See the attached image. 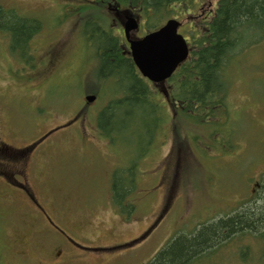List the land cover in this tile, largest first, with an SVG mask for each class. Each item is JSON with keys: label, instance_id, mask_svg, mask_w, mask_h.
<instances>
[{"label": "rangeland", "instance_id": "rangeland-1", "mask_svg": "<svg viewBox=\"0 0 264 264\" xmlns=\"http://www.w3.org/2000/svg\"><path fill=\"white\" fill-rule=\"evenodd\" d=\"M84 1L0 0L1 7L18 13L17 20L42 24L28 43L34 66L37 68L41 55L47 62L53 52L58 62L56 70L45 66L25 82L22 78L32 71L19 61L23 50L14 45L11 30L0 29V140L12 135L15 146L28 147L77 117L32 155L26 188L47 209L51 201L62 198L65 205L57 213V224L77 229V240L86 245H121L156 224L152 234L131 247L133 250L118 246L108 253L102 247L88 246L86 258L73 264H148L175 233L192 232L198 224L226 216L248 192L257 191L249 185L252 179L264 176V45L236 56L226 72L230 83L226 109L216 106L220 121L207 126L214 135L181 120L176 100H158L161 124L149 141L151 153L140 158L139 138L147 136L140 117L129 118L127 108L121 107L127 118L117 115L110 123L99 120V113L107 111L108 103L123 90L116 87L113 77L100 75L98 41L80 39V20L75 15L73 21L67 18L66 4L78 8ZM216 2L198 0L191 9L197 19H190L181 7L175 8L172 17L181 19L185 36L190 37L188 29L201 30L203 17ZM48 49L53 50L46 53ZM176 91L172 88V94ZM90 94L97 100L89 105L85 97ZM164 114L169 116V124L162 119ZM178 129L182 151L173 143ZM185 130L192 148L183 135ZM197 134L201 138L195 141ZM157 142L161 145L154 149ZM116 178L118 188H123L118 190L121 204L112 195ZM6 187L0 184V263L49 264L56 244L50 239V229L44 234L45 223L27 198ZM129 204L132 209L125 211ZM167 206L168 215L161 223ZM65 229L59 232L63 241L69 243L70 239L86 249ZM257 239L247 235L202 264H246L257 255ZM244 247L249 250L240 255Z\"/></svg>", "mask_w": 264, "mask_h": 264}, {"label": "trees", "instance_id": "trees-1", "mask_svg": "<svg viewBox=\"0 0 264 264\" xmlns=\"http://www.w3.org/2000/svg\"><path fill=\"white\" fill-rule=\"evenodd\" d=\"M125 1H140L155 5L176 4L189 0ZM17 17H19L18 13L14 10L0 6V29L13 32L14 45L23 50L18 56L19 61L28 64L31 71L37 73L28 43L39 31L41 24L30 19L17 20ZM89 32L94 33L95 30ZM96 41H98V50L101 52L100 54L96 51L100 61V75L107 78L113 77L111 80L117 81L116 87L123 90L108 103L107 111L102 110L99 113V120H102V123L103 121L110 123L117 115L121 118H127L126 115L133 119L140 117V120L145 122L144 130L147 134L145 139L139 138L143 148L141 158L148 154L147 151H151L148 148L149 141H153L154 128L161 124L160 108L151 98V91L147 90L143 81L136 75L132 61L121 53L118 40L103 36L98 37ZM259 44L264 45V0H219L212 18L203 27V33H197L196 48L191 51V57L185 64L187 68L184 69L183 74H186V79L180 83L177 93L179 99L183 97L186 108L183 110L178 107L179 118L182 116L181 120L187 121L194 128H200L199 130H205L209 135H214L207 126L220 121L218 116L221 117V115L216 106L223 105L222 109H226L224 103L225 99H228L230 86L226 72L233 65L236 56ZM121 107L127 108L126 115L122 114ZM162 119L164 121L166 119L167 124L170 123L167 114H164ZM180 132L179 129L174 132L173 143L174 148L182 151L183 148L179 147L177 142L181 139ZM183 135L189 145L186 130ZM196 138L198 140L201 137L197 134L195 141ZM159 145L161 144L158 142L154 143V149ZM192 145L190 143L189 147L192 148ZM117 180L116 178L114 184L116 187L112 195L114 202L121 204L118 190L123 188L120 186L118 188ZM256 183L261 185L257 197L256 193L250 201L243 202L237 209L218 220L198 224L192 232L175 233L148 264H202L209 257L212 258L217 254L222 247L239 243L238 241L247 235L253 238L258 237L259 249L257 255L246 260L245 263L264 264V179ZM128 209L131 210L132 205L129 204L124 210L129 211ZM103 247L106 248V246ZM244 248L240 255L247 254L249 248Z\"/></svg>", "mask_w": 264, "mask_h": 264}, {"label": "flooded vegetation", "instance_id": "flooded-vegetation-1", "mask_svg": "<svg viewBox=\"0 0 264 264\" xmlns=\"http://www.w3.org/2000/svg\"><path fill=\"white\" fill-rule=\"evenodd\" d=\"M54 1V0H52ZM84 1V0H82ZM81 6H73V3H68L65 12L68 14L67 18L73 21L72 15L78 17V21L81 24L78 33L84 40H96L98 37L107 36L111 39L118 40V47L121 53L129 57V44L126 41L125 26L129 17H134L139 22V30L129 34L131 40H137L144 37L148 32H153L158 30L160 27L165 25L169 20L173 19L172 12L173 6L169 3H159L151 5L146 2H133L125 0H86ZM162 4V5H161ZM79 5V4H78ZM195 14H193V17ZM39 23V22H38ZM42 25V24H41ZM148 25L151 28L148 30ZM94 33L89 31H94ZM53 49H48L49 53ZM40 61H38L37 70L41 72L45 66L48 69L56 70L58 66L57 54H49L47 62H45L44 56L41 55ZM134 66V71L138 77L143 81V84L150 90L153 95V100H162L164 103H171L172 100L176 102L185 103L183 97L179 99L176 96L178 93L175 92V96H172V88L179 89L180 83L183 79H186V74H183L185 65H182L174 73L170 79L159 83H153L148 79L144 78L139 74L137 68ZM36 74L35 71L28 74L26 78H22L25 82L31 81V77ZM180 76V78H179ZM15 78V77H14ZM30 78V79H29ZM54 129L49 130L46 138L38 139L32 142V149L27 147L20 148L15 146L11 140L14 137L11 135L9 138L0 140V184L7 186L8 190L15 191L21 195H24L28 203L41 214L40 220L45 224L44 234L49 231L51 236V241L56 242L55 247L52 248L49 255V264H73L75 261H82L86 258V253L83 249L79 250L77 245L74 244L72 240L69 239V243L63 241L60 236L61 232L60 226L57 224V213L59 210L63 209V203L61 201H55L53 206L49 209L41 206L32 195L27 192V184H30V172L28 166L30 165L29 153L37 154L40 152L43 146L50 144V137L54 132ZM47 133L43 134L46 135ZM54 136V135H53ZM52 136V137H53ZM4 157V158H1ZM17 185L19 188H13L11 185ZM62 199V198H60ZM56 202L58 205H56ZM22 204L21 202H18ZM59 209H58V208ZM168 211V206L165 208L163 213ZM69 229V234L72 236H77L79 231L72 226L67 227ZM59 230V231H58ZM55 236H54V235ZM132 242L136 239H130ZM75 242H77L75 240ZM79 243V242H78ZM131 244H126L123 246H130ZM56 249V253H55ZM2 264V263H0Z\"/></svg>", "mask_w": 264, "mask_h": 264}, {"label": "water", "instance_id": "water-1", "mask_svg": "<svg viewBox=\"0 0 264 264\" xmlns=\"http://www.w3.org/2000/svg\"><path fill=\"white\" fill-rule=\"evenodd\" d=\"M179 27V22L171 20L160 30L143 39L130 40L129 33L137 30L138 24L135 19L128 18L125 32L130 52L144 77L153 82L165 81L188 58V45L184 37L178 34ZM95 99L94 96L86 97L88 103L94 102Z\"/></svg>", "mask_w": 264, "mask_h": 264}]
</instances>
